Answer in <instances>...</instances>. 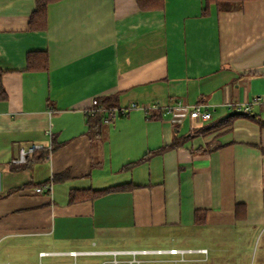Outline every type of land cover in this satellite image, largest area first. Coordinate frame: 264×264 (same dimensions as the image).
Listing matches in <instances>:
<instances>
[{"label": "crops", "instance_id": "obj_1", "mask_svg": "<svg viewBox=\"0 0 264 264\" xmlns=\"http://www.w3.org/2000/svg\"><path fill=\"white\" fill-rule=\"evenodd\" d=\"M35 9L0 0V264L171 247L206 248L177 264H264V0H57L44 29L30 27ZM30 51L48 68H29ZM107 96L139 107L98 132L87 110ZM178 101L212 118L176 122L165 108ZM235 108L246 112L225 116ZM33 142L44 147L16 162Z\"/></svg>", "mask_w": 264, "mask_h": 264}, {"label": "built area", "instance_id": "obj_2", "mask_svg": "<svg viewBox=\"0 0 264 264\" xmlns=\"http://www.w3.org/2000/svg\"><path fill=\"white\" fill-rule=\"evenodd\" d=\"M256 100V99H255ZM138 104L136 102H132L128 106H112V107H104L99 103V98H94L92 102V106L87 110L88 114H94L99 111L104 112V122L108 123L112 121L117 116L126 115L131 109L138 108ZM154 108H160L159 106L154 105ZM147 112L150 111L149 107H142ZM167 113L171 114L172 120L179 121L186 117L187 115H191L193 117L200 118L203 121H209L212 118V111L207 103L203 101H199L195 104L189 105L183 101H178L174 105L167 106L165 108ZM245 110V109H244ZM248 111V109H247ZM44 146L40 143L33 142L27 148H21L20 154L18 155L16 162L26 161L28 155L33 154L39 149H42ZM44 188L49 191L52 189L51 184H46L45 186H38L36 188L37 192H41ZM206 252V248L193 249V248H143V249H134V250H110L100 252L101 254L111 255L112 258L105 259L94 264H152L155 262H167L170 260L166 257H160L165 255H178V259H174V264H177L178 261H185V255L188 253L194 252ZM78 251H71L70 254L77 256ZM89 252H86V254ZM99 253V252H98ZM46 254V252H42L41 255ZM149 256V258L147 257ZM77 264V263H74Z\"/></svg>", "mask_w": 264, "mask_h": 264}, {"label": "trees", "instance_id": "obj_3", "mask_svg": "<svg viewBox=\"0 0 264 264\" xmlns=\"http://www.w3.org/2000/svg\"><path fill=\"white\" fill-rule=\"evenodd\" d=\"M57 0H36V9L32 13L31 18H30V27L33 29H44L47 26V10H48V5L51 2H54ZM247 0H206L207 3V8L208 5L211 3H215L217 7L220 8H234L238 5H241L243 2ZM138 3L140 4L141 7L143 8H150V7H157V6H163V0H138ZM207 12V10H205ZM27 62H28V67L29 68H34V69H47L48 68V54L45 51H30L27 54ZM2 74L3 71L0 69V96L5 97L6 92L3 86L2 82ZM118 101V96H107V97H102L99 99V103L104 106V107H112V106H119L117 104ZM249 116L255 117V115H252L250 111L247 112ZM104 112L99 111L94 114H88V123L89 125L93 128V130H96L99 132L101 130V124L104 123ZM264 124V121H262ZM203 130L210 129L209 127H203ZM182 143L181 140H174L169 146L163 147L159 151H164L168 148H174ZM150 153H153L152 151ZM146 154L141 160H145L149 155ZM35 154V152L33 153ZM133 163H138V161L133 162ZM126 185H117V186H111L105 189H99V190H88L91 191L88 193V197H95L100 194H104L106 192L119 189V188H124ZM74 196V192L72 194ZM86 195H83L81 198H86ZM71 200H75L74 197L71 198ZM200 213H202V216L199 217ZM204 212L196 211V220L197 221H204Z\"/></svg>", "mask_w": 264, "mask_h": 264}, {"label": "water", "instance_id": "obj_4", "mask_svg": "<svg viewBox=\"0 0 264 264\" xmlns=\"http://www.w3.org/2000/svg\"><path fill=\"white\" fill-rule=\"evenodd\" d=\"M246 112V110L244 109H241V108H235V109H232L230 111H228L225 116L226 117H229V116H234V115H237V114H244Z\"/></svg>", "mask_w": 264, "mask_h": 264}, {"label": "rangeland", "instance_id": "obj_5", "mask_svg": "<svg viewBox=\"0 0 264 264\" xmlns=\"http://www.w3.org/2000/svg\"><path fill=\"white\" fill-rule=\"evenodd\" d=\"M154 243H137L131 246V248L133 247H154Z\"/></svg>", "mask_w": 264, "mask_h": 264}]
</instances>
